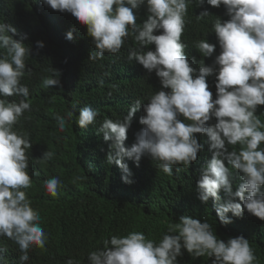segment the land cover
<instances>
[{"label": "clouds", "instance_id": "1", "mask_svg": "<svg viewBox=\"0 0 264 264\" xmlns=\"http://www.w3.org/2000/svg\"><path fill=\"white\" fill-rule=\"evenodd\" d=\"M6 2L1 1L3 8L11 9ZM35 4L42 23L50 31L59 30L63 42L75 39L72 30L65 35L62 29V17L67 16L79 32L77 39L83 33L80 44L89 59L106 58L112 65L98 72L102 87L94 83L92 87L102 95L105 90V99L119 110L117 117L103 120L98 132L111 142L106 160L119 167L124 183L137 182L132 171L144 162L169 176L194 168L200 174L198 199L203 203L212 199L211 209L220 223L232 222L229 213L241 218L245 211L264 221V108H258L264 105V0H35ZM210 6L222 10L220 16L211 21L210 37L195 38L191 46L189 28L210 23L207 17L215 14ZM16 33L11 24L0 22V237H7L16 249L17 264H52L48 255L54 246L45 249L48 232L25 191L32 186L27 154L32 143L29 133L15 130L25 112L32 111L29 88L21 82L32 50L23 39L13 38ZM212 39L217 46L208 42ZM130 43L126 54L122 47ZM36 46L43 48L44 42L37 41ZM189 52L200 61L198 68L189 61ZM50 71L51 76L42 77L45 89L60 84L59 72ZM96 100L104 102L98 94ZM98 115L92 105L84 106L76 124L87 128ZM54 119L59 131H65V118L56 114ZM196 134H202L207 152ZM54 155L47 150L42 159ZM62 186L58 176L43 182L52 197ZM221 191L226 196L222 204ZM119 192L101 196L97 210L109 213V204L120 205L122 200L130 204L129 194L122 191L118 198ZM142 223L133 215L129 224L109 231L88 253V262L69 258L66 264H188L187 258L204 256L213 258L212 264L257 261L248 239L236 236L225 241L206 219L181 216L162 236L158 225L151 229Z\"/></svg>", "mask_w": 264, "mask_h": 264}, {"label": "trees", "instance_id": "2", "mask_svg": "<svg viewBox=\"0 0 264 264\" xmlns=\"http://www.w3.org/2000/svg\"><path fill=\"white\" fill-rule=\"evenodd\" d=\"M1 1L0 22L16 28L17 33L13 38L23 39V43L32 50L26 59V74L21 81L29 88L32 111L25 112L15 130L29 133L32 143L27 152L32 186L25 191L33 209L41 216V227L46 234L48 232L53 244L48 241L45 249L54 246L53 253L48 255L51 263L66 264L69 258L88 262V253L99 247L110 235V228H116L117 224H129L133 215H138L144 227L150 224L153 229L158 225L161 232L159 236L167 231L169 224L178 222L181 216L189 215L201 222L206 219L217 236L225 241L236 236L248 239L257 257L255 264H264V221L245 211L241 218L229 213L232 222L227 225L220 223L219 217L212 212V199L207 203L198 199L196 182L200 174L194 168L180 170L169 176L152 170L144 162L140 168L132 171V178L137 182L131 186L124 183L119 167L114 163L108 164L106 160L111 142H105L103 133L98 132L103 120L117 117L119 110L113 101L105 99V90L102 95L101 91L97 92L92 87V83L102 87L103 80L98 72L112 66L109 60L89 59L88 51L80 44L83 33L80 32L81 36L77 39L79 32L72 27L67 16L62 17V29L65 35L69 30L73 31L74 42H63L59 30L50 31L42 23L35 10L38 9L35 0H9L4 6L10 4L11 9H4ZM57 14L60 15L59 12ZM211 25L212 22L206 26H190V43L198 37H210ZM37 41H43L44 47L38 48ZM190 53L187 56L196 54L195 50ZM196 64H199L198 68L200 61L192 62L195 68ZM52 68L59 72L60 84L45 89L42 87V77L51 76ZM28 69H31L30 74ZM97 94L99 101L104 100L102 104L96 100ZM9 99L19 100L20 97ZM89 105L98 109L99 115L94 125L80 128L76 124L80 109ZM261 111L257 110L259 113ZM72 112L73 115H70ZM56 114L67 121L63 132L59 131L54 119ZM260 118L262 120V114ZM202 146L207 152L206 143H202ZM47 150L55 153L51 160L42 159ZM34 172L38 175H32ZM53 176H58L63 182L56 197L47 194L43 187V182ZM118 191V198L123 196L122 191L127 192L131 203L126 204L122 200L118 205L112 202L109 204V213L99 212L96 207L101 196ZM220 196L219 203L222 204L226 200L223 191ZM0 249L3 250L0 251V256H3L0 264H17L16 249L7 237H0ZM193 258H187L186 262L212 264L213 259L207 256Z\"/></svg>", "mask_w": 264, "mask_h": 264}, {"label": "bare ground", "instance_id": "3", "mask_svg": "<svg viewBox=\"0 0 264 264\" xmlns=\"http://www.w3.org/2000/svg\"><path fill=\"white\" fill-rule=\"evenodd\" d=\"M198 16V15H197ZM197 16H196V19L197 20H199L200 22H204V20L203 19H198L197 18ZM195 18V17H194ZM207 18H209V17H207ZM186 19H189V18H187L186 17ZM193 19V18H192ZM206 23H208V22H206ZM203 24L204 26H206L207 24ZM196 29H197V31H199V28H197L196 27ZM195 29V30H196ZM128 42H130V40L128 39ZM131 46H133L132 45V43H130V45H128V44H124V46L122 47V49H123V51L126 53V54H128V50L130 49V48H132ZM192 54V53H191ZM187 55V54H186ZM188 57V59H189V61L190 62H196L197 60H196V56L194 57V54H192L191 56H187ZM198 59V58H197ZM199 64H196V68H197V66H198ZM165 91H167V90H165ZM131 92V91H130ZM119 93V95L120 94H122V91L121 92H118ZM213 97H216V90H214L213 91ZM138 98H140V96L139 95H137V97H135V100L136 99H138ZM144 98H145V96H144ZM215 99V98H214ZM258 108H264V105H260V106H258ZM215 119V118H214ZM202 134H196V136H197V138H198V142L199 143H202V139H201V136ZM92 176V175H91ZM99 185V184H98ZM96 186V185H95ZM106 190V189H105Z\"/></svg>", "mask_w": 264, "mask_h": 264}, {"label": "water", "instance_id": "4", "mask_svg": "<svg viewBox=\"0 0 264 264\" xmlns=\"http://www.w3.org/2000/svg\"><path fill=\"white\" fill-rule=\"evenodd\" d=\"M210 11H211V12H214L215 14L212 15V16H210V15L208 16V17L210 18V19H209V20H210L209 22L216 20L217 17L220 16V12H221L222 10L216 11V10L213 9L212 6H210ZM206 24H208V23H206ZM208 42H209V43H212V44H215L216 46L218 45V41L215 40V39H212V40H210V41H208ZM116 228H118V224L116 225ZM112 230H113V229L110 228V231H112Z\"/></svg>", "mask_w": 264, "mask_h": 264}]
</instances>
